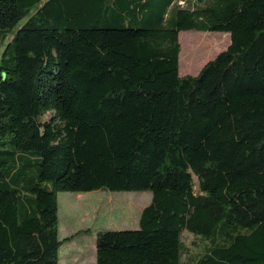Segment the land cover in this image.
<instances>
[{"label": "trees", "instance_id": "trees-1", "mask_svg": "<svg viewBox=\"0 0 264 264\" xmlns=\"http://www.w3.org/2000/svg\"><path fill=\"white\" fill-rule=\"evenodd\" d=\"M176 1L0 0V264H60L93 190L152 193L96 264H264V0ZM184 30L231 42L180 75Z\"/></svg>", "mask_w": 264, "mask_h": 264}, {"label": "rangeland", "instance_id": "rangeland-1", "mask_svg": "<svg viewBox=\"0 0 264 264\" xmlns=\"http://www.w3.org/2000/svg\"><path fill=\"white\" fill-rule=\"evenodd\" d=\"M199 0H177L176 4L193 8ZM25 20L22 21V23ZM16 29L7 37L6 45ZM194 33L198 42L204 41L211 46L191 47L196 42L189 41ZM181 52L179 58L180 75L199 72L201 67L230 44V34L225 31L184 30L180 32ZM192 44V45H191ZM217 44V46H214ZM195 62L188 70V63ZM187 65V66H186ZM48 112L43 119L49 118ZM195 191L199 192L198 178L194 176ZM82 195V197H81ZM150 191H109L93 190L88 192L62 191L58 193L59 237L65 239L81 229L87 232L77 234L73 239L64 241L59 251L60 264H94L96 258V234L103 229H136L139 227L141 210L150 202ZM183 240L190 253L199 252L205 245L200 237L183 232ZM96 264V259H95Z\"/></svg>", "mask_w": 264, "mask_h": 264}, {"label": "bare ground", "instance_id": "bare-ground-1", "mask_svg": "<svg viewBox=\"0 0 264 264\" xmlns=\"http://www.w3.org/2000/svg\"><path fill=\"white\" fill-rule=\"evenodd\" d=\"M189 41H190V43L191 42H196L195 44H191L192 46L191 47H193L194 49L193 50H196L197 48H200V47H205V46H211V47H213L210 43H208V42H204V41H201V42H198L197 41V39H196V37H195V35H194V33H192V34H190V39H189ZM214 46H217V44H214ZM196 63L195 62H189L186 66L188 67V70L190 69H192V67L195 65ZM81 197H82V195H81Z\"/></svg>", "mask_w": 264, "mask_h": 264}, {"label": "crops", "instance_id": "crops-1", "mask_svg": "<svg viewBox=\"0 0 264 264\" xmlns=\"http://www.w3.org/2000/svg\"><path fill=\"white\" fill-rule=\"evenodd\" d=\"M95 253H96V250H95ZM95 259H96V258H94V264H95Z\"/></svg>", "mask_w": 264, "mask_h": 264}]
</instances>
